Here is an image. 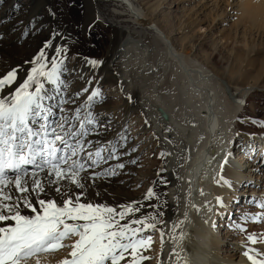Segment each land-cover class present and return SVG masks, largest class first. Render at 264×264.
Instances as JSON below:
<instances>
[{"label":"snow or ice","instance_id":"snow-or-ice-1","mask_svg":"<svg viewBox=\"0 0 264 264\" xmlns=\"http://www.w3.org/2000/svg\"><path fill=\"white\" fill-rule=\"evenodd\" d=\"M91 5L92 0H10L11 13L0 21V264H42L61 252L57 264H188L183 225L189 208L203 214L212 229L218 227L213 217L238 234L249 222L264 225V196H232L226 203L213 195L212 201L194 203L191 179L185 181L175 169L166 174L173 154L164 148L140 199L129 201L112 190L126 185L123 178L133 175L130 167L140 166V157L126 122L109 137L113 120L104 111V82L109 73H118L103 55L92 54L104 46V21L90 12ZM29 43L33 51L18 59ZM115 83L124 95L123 82ZM124 98L135 106L133 96ZM246 120L237 118L241 124ZM250 123L264 128V120ZM144 124L151 130L148 118ZM171 131L161 127V133ZM247 135L248 144L235 137L227 142L212 172L214 185L232 192L258 187L248 181L237 189L223 175L235 150L264 175V152H255L252 134ZM153 136L159 145L160 137ZM165 143L173 144L167 136ZM188 159L177 154V167ZM173 181L177 194L170 208L166 190ZM182 183L188 185L183 213ZM251 205L257 211H238ZM157 237L159 254L152 256ZM245 243L253 246L242 250L245 264H264V249L256 247L264 244V234H248Z\"/></svg>","mask_w":264,"mask_h":264},{"label":"bare ground","instance_id":"bare-ground-1","mask_svg":"<svg viewBox=\"0 0 264 264\" xmlns=\"http://www.w3.org/2000/svg\"><path fill=\"white\" fill-rule=\"evenodd\" d=\"M101 1L122 2L132 22L141 27L140 31L127 34L122 28L115 25L111 26L113 39H110L104 46V51L101 54L113 66L114 71L118 73V77L109 73L104 86L114 89L122 102L119 121H114L112 117L115 108L109 107V104L104 105V111L113 120L114 129L109 133V137L120 130V126L127 121L132 112L137 111L140 113V123L135 128L139 129L141 134L149 133V139L153 140L155 149H157L155 154L147 155V163H143L146 164V167L138 173V176L143 178L142 182L145 181L143 187L137 188L141 177L135 178L136 170L134 166H131L130 171L133 175L123 178L126 181V185L112 190L119 191L129 201L140 199L146 193L147 188L151 186L154 172L161 165L158 154L164 148L173 154L168 158L166 174L170 176L173 169H175L185 181L191 179L193 189L191 198L198 206L205 201H212L213 195H222L226 203L229 201L227 198L229 196L253 197L254 194L256 196L258 190L256 191L253 188H247V191L251 190V193L243 192L244 189L243 191L232 192L226 187L214 185L212 179L213 169H218L224 149L228 147L227 142L234 137L237 141H243L248 144L250 141L247 134H252L251 144L253 149L257 153L264 152V132L251 133L246 129L247 126L245 124V126L235 124L237 117L244 110V99L242 100V98L248 95L247 90L249 87L245 88L244 86V88L236 90L239 95L236 99L232 95L233 93H229L230 89L228 88L230 87H227L228 84H225L219 75L210 74L201 66L196 69L193 59L176 47L171 37L172 34L158 26L152 18L154 15H149L142 7H138L133 0ZM198 1L197 3L201 4L202 8H205L210 14L217 12L214 15L215 21H217V18L219 21L222 15L225 16L223 14V10H226L225 6L230 11L229 13L232 12L234 14L242 9L236 10V7H239L236 6L237 3L228 4L227 0ZM242 2L240 4L242 3L244 10L250 11L247 6L250 7V3L253 2V13L260 14L264 12V0H242ZM9 3L10 0H0V21L8 19L7 14L11 13ZM96 3L97 0H92L90 10ZM246 10L245 12H248ZM234 14L228 15L226 22L231 23L235 18ZM24 19H27V17H24ZM12 22L14 23L15 21ZM166 23H171V20H167ZM7 27H11V24H7ZM146 36H152L148 45L143 44ZM33 48L34 44L32 43L25 45L20 50L18 59L28 56L33 51ZM80 50L87 51V48L81 46ZM133 51L137 53L131 59L130 54ZM134 59L136 63L141 65L142 73L139 74L136 71L141 79H136V76L133 75L136 73H134L135 67L130 61H134ZM0 71H3L2 67H0ZM116 79L123 82L124 95L119 93L115 83ZM125 95H131L136 99L135 106H130L126 103ZM145 118L151 121V130L144 124ZM253 126L255 125L249 124L250 128ZM161 127L171 128L172 131L161 133ZM153 132L160 137L159 145L153 136ZM237 133L241 135L237 137ZM165 136L172 140V145L165 143ZM177 154L189 157L187 162L184 160L180 161L183 164L182 168L177 167ZM213 157H215V160H213ZM209 161H212L211 167L209 166ZM254 167L255 165L243 153L235 150L234 159L229 160L223 170V175L232 184H235L234 186L237 185L235 188L238 189L241 181L252 180L254 176H258L254 179L260 181L259 175L253 171ZM205 173H207L206 177ZM175 183L176 181H173L166 190L170 208L174 207L173 197L177 194L173 186ZM187 187L186 183H182V190L179 193L181 197V213L184 211L185 192L183 189ZM199 190H203L206 195L203 197L199 196ZM172 215V212H169V216ZM202 216L203 214H197L189 208V218L183 225V231L186 233L183 247L188 264H245L246 258L243 257L242 250L253 247L250 243H245L246 236L248 234H264V227H262L264 225L258 227V224L247 225V231L241 234L231 230L228 225L227 228H224L226 226L224 221H221L222 224L220 226H223L222 229L220 227L212 229L204 223V218L206 217L202 218ZM165 219H168V217ZM213 219L218 224L219 219L216 217H213ZM237 234L238 236H236ZM256 247L264 249V244H259ZM153 248L156 251L151 253V255L157 256L160 250L158 237ZM167 250L168 246H165L164 251L167 252ZM62 256V252L57 254V256H48L42 260V264H57V261ZM151 264H156V261H151Z\"/></svg>","mask_w":264,"mask_h":264},{"label":"rangeland","instance_id":"rangeland-1","mask_svg":"<svg viewBox=\"0 0 264 264\" xmlns=\"http://www.w3.org/2000/svg\"><path fill=\"white\" fill-rule=\"evenodd\" d=\"M133 1L138 7H142V9L148 12L149 15H154L152 18L158 26H161L162 29L167 30L172 34L171 37L176 47L193 59L196 69L201 66L210 74L215 73L219 75V77L224 80V83L228 84L227 87H230L228 88L230 89L229 93H233L232 95L235 96L236 99L237 96H239L236 90H240L241 88H244V86L245 88L249 87L247 90V97L245 96L242 98V100L244 99V110L240 114L241 116L239 115L238 117L240 119L247 118L244 124L248 127H246V129H248L249 132H264V128H260L256 125L253 126L254 128L249 127V124H251L250 120L252 119L264 120V12L260 13L262 16L259 13H253V2L250 3L251 5L247 3L251 8L247 6V9L250 11L245 9L248 11L245 12L242 7V0H227L229 2L228 4L237 3L236 6L239 7H236L237 9H235L239 11L242 8L243 11L241 9V12L239 11L235 14L232 12L229 13L230 11H228L225 6L227 10H223L225 16L222 15V20L220 19L221 21H218L217 18V22L214 19V15L217 12L210 14L205 8H202L201 4L199 5L197 3L199 2L198 0ZM240 2L242 3L240 4ZM91 10L90 12L92 14L99 15L104 21L102 30H100L104 36V46L110 39H113L111 26H118L125 30L127 34H133L134 32L141 30V27L132 22L131 18L128 16L126 7L122 2L117 3L97 0L96 5ZM250 12L251 14H249ZM233 14L235 15V18L232 22H226L227 16ZM166 19L171 20V23H166ZM151 37L152 36L144 37L143 44L148 45ZM104 46L99 53L93 51L92 54L101 55L104 51ZM136 53V51L131 52V59L134 58ZM130 62L133 67H135L134 73L136 71L139 72V74L142 73L141 65L136 63L135 59ZM137 72L133 75L136 76V79H141ZM104 91L108 97L106 105L109 104V107L115 108L112 117L114 121H119L120 106L122 105L120 96L114 89L108 86H104ZM139 121L140 113L137 111L132 112L126 121L131 136V142L134 145H138L136 156L140 157V166H134L136 170L135 178L141 177L138 176V173L146 167V164L143 163H147V155H151L152 153L155 154V151L157 150L155 149V143L153 140L149 139V133L141 134L139 129H136L139 126ZM235 124H239L238 126H245L237 121ZM257 175H259L260 181L254 179L258 176H254L252 180H248L252 181L255 185L258 184V187L253 188L248 186L247 188H253L256 191L258 190L256 196L255 194L253 196L261 197L264 195V175ZM142 179L143 178L141 177L138 184L140 187L137 188L143 187L145 181L142 182ZM247 182L248 181H241L238 189L241 188L242 184ZM234 185L235 184H233V186ZM247 188H245L244 191L243 189L240 191L251 193V190L247 191ZM227 198L230 199L231 196ZM242 210H247L249 212L257 211L254 205L242 206L241 209H238V211ZM221 221L223 222V220H218V228L220 227L222 229L223 226H220L222 224ZM226 222L227 221H224V224L226 225L224 228L228 227ZM250 224L252 226L254 225L252 222H249L247 225L251 226ZM247 225L244 226L246 227ZM259 226L262 225L258 224V227ZM236 236H238V234Z\"/></svg>","mask_w":264,"mask_h":264}]
</instances>
